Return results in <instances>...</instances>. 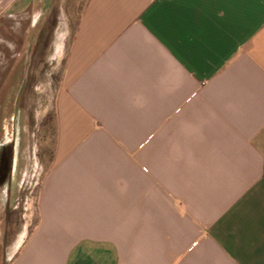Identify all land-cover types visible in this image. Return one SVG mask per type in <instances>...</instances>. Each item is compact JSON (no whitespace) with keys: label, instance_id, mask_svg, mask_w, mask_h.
Segmentation results:
<instances>
[{"label":"crops","instance_id":"1","mask_svg":"<svg viewBox=\"0 0 264 264\" xmlns=\"http://www.w3.org/2000/svg\"><path fill=\"white\" fill-rule=\"evenodd\" d=\"M85 1L14 240L0 178V264H264V0ZM53 2L0 0L9 77Z\"/></svg>","mask_w":264,"mask_h":264},{"label":"rangeland","instance_id":"2","mask_svg":"<svg viewBox=\"0 0 264 264\" xmlns=\"http://www.w3.org/2000/svg\"><path fill=\"white\" fill-rule=\"evenodd\" d=\"M85 0H55L49 4L47 17L36 24L32 36L34 64L18 67L9 77L7 35L0 45V156L5 150V164L12 155V240L28 228L32 204L41 177L50 169L57 138L54 112L55 92L62 75L60 58L52 52L57 41L68 45L76 29ZM62 15L68 18H62ZM4 26L20 28L28 20H2ZM2 25V26H3ZM21 44L23 41L20 42ZM49 61L44 63L47 58ZM42 62V64H41ZM12 78V94H8ZM27 209V210H26ZM33 219V218H32Z\"/></svg>","mask_w":264,"mask_h":264},{"label":"flooded vegetation","instance_id":"3","mask_svg":"<svg viewBox=\"0 0 264 264\" xmlns=\"http://www.w3.org/2000/svg\"><path fill=\"white\" fill-rule=\"evenodd\" d=\"M5 152V150H4ZM1 153L0 156V178L3 176V173L5 170H7L8 172H10L12 170V155L10 157V161L7 162V165L4 164L5 163V153ZM7 168V169H6Z\"/></svg>","mask_w":264,"mask_h":264},{"label":"trees","instance_id":"4","mask_svg":"<svg viewBox=\"0 0 264 264\" xmlns=\"http://www.w3.org/2000/svg\"><path fill=\"white\" fill-rule=\"evenodd\" d=\"M5 164V163H4Z\"/></svg>","mask_w":264,"mask_h":264}]
</instances>
